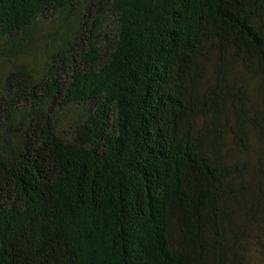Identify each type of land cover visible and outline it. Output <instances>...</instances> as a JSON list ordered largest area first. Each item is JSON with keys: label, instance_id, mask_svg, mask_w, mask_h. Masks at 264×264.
<instances>
[{"label": "trees", "instance_id": "trees-1", "mask_svg": "<svg viewBox=\"0 0 264 264\" xmlns=\"http://www.w3.org/2000/svg\"><path fill=\"white\" fill-rule=\"evenodd\" d=\"M0 264H264V0H0Z\"/></svg>", "mask_w": 264, "mask_h": 264}]
</instances>
